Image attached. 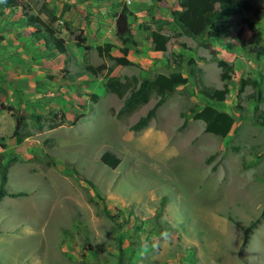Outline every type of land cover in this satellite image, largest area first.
I'll use <instances>...</instances> for the list:
<instances>
[{
	"label": "rangeland",
	"instance_id": "1",
	"mask_svg": "<svg viewBox=\"0 0 264 264\" xmlns=\"http://www.w3.org/2000/svg\"><path fill=\"white\" fill-rule=\"evenodd\" d=\"M54 1L66 12L78 0ZM129 1L124 7L134 11L129 19L135 41V46H128L131 57L152 55L148 37L157 27L167 44L164 53H157L156 68L142 69L133 62L119 74L140 80L178 72L186 83L166 95L152 121L136 133L128 127L153 106L156 97L150 92L145 105L116 118L110 109L117 111L121 101L94 90L98 102L88 122L49 132L61 135L64 142L70 138L66 144L80 143L67 155L58 152L46 126L38 133L26 124L28 139L16 144L9 134L12 127L2 124L0 153L14 158L3 188L24 196L0 200V264H264V126L260 125L264 56L253 52L255 45L264 49V18L254 21L249 13L238 12L220 22L215 37L194 39L179 35L170 18L176 0ZM18 2L25 12L48 24L40 12L42 0ZM108 6L112 10L119 4ZM261 7L264 10V0ZM52 9L56 16L57 10ZM79 15L74 10L70 21L53 22L56 36L65 25L72 28L73 22H79ZM244 21H251L256 32L250 33ZM104 35L107 43L108 34ZM3 43L11 46L8 38ZM12 51L0 50V57L21 64L11 57ZM189 59L200 69L193 78L188 74ZM217 60L233 66L222 102L201 96L197 81L221 88ZM82 62L98 68V74H86L89 77L101 78L107 69L111 74L115 68V62L98 56L95 48L84 52ZM240 79L254 80L257 87L240 88ZM205 105L232 117L224 138L205 133L202 123L191 117L189 111ZM105 151L120 160L116 168L99 163ZM43 161H51L54 167H45ZM67 164L90 180L94 189L79 187ZM98 197L103 198L110 218L102 215ZM75 213L81 223L77 231L70 228ZM62 230L68 231L67 236ZM165 232L166 237L161 235ZM118 242L123 249L119 262L114 251ZM87 245L97 250V260Z\"/></svg>",
	"mask_w": 264,
	"mask_h": 264
},
{
	"label": "trees",
	"instance_id": "2",
	"mask_svg": "<svg viewBox=\"0 0 264 264\" xmlns=\"http://www.w3.org/2000/svg\"><path fill=\"white\" fill-rule=\"evenodd\" d=\"M98 2H103L105 0H96ZM263 0H177V8L170 11V18L175 24L176 29L179 32V35H183L189 38H198L205 35L208 38H213L219 33L220 22L224 19H227L231 16L236 15L238 12H247L250 14L252 20L259 21L264 18V10L261 7ZM15 8L21 9V14L24 20V24L32 29L31 38L32 41H42L45 48L55 50L61 55L66 54V45L63 39L56 36L55 31L51 28V24L55 22L58 17L54 15L52 8H49L45 2L42 0L40 7V12L49 21L48 24H42L36 16H33L23 9L18 2V0H0V14L1 11L9 9L10 11ZM66 7L61 9L60 14L65 11ZM129 12L126 7H121V9L114 13V35L118 42L120 43V48L118 49L121 57L114 58L109 52L112 48V45L105 43L102 46L95 47V51L98 56L107 58L115 62L114 67L118 65H126L127 62L123 57L127 56L128 46H135V41L133 40V35L131 33L130 24L128 23ZM247 29L250 33H255L257 27H255L251 21H244ZM158 24V23H157ZM158 30L152 31L149 34L148 39L152 45L153 52L164 53L165 46L167 44V37L160 34L159 27ZM67 35H69L76 47H82L84 51L89 50V47L84 45L85 39L82 37L81 31L69 28L65 25L64 28ZM258 40V39H256ZM253 52L255 56L260 57L264 56V49L255 45L253 47ZM187 65L190 67L188 74L193 78L200 73V69L195 67V63L192 59L187 61ZM194 66V67H193ZM216 66L220 70L219 81L221 82V88L215 89L212 87L204 86L199 78V94L205 99L222 102L227 93V81L230 80L233 74V66L230 63H227L223 60H217ZM82 70L91 76H96L98 74V68H92L91 66H82ZM111 70L107 69L105 75H103V88L106 93L112 94L116 99L121 101V105L117 111L110 109V114L116 118L121 115H130L136 111L139 107L145 105L148 102L150 92L156 97V101L153 106L146 111V113L139 117L133 124L128 127V130L132 133H136L144 129L149 122L154 118L156 110L162 105L165 100L166 95L171 93L174 88L181 86L186 83V78H184L178 72L169 73L167 76L164 75H155L152 79L143 78L138 80L134 76L130 77H119L110 74ZM249 86L250 88H256L257 83L254 80L250 79H240L239 87L243 88ZM91 100L95 101L96 97L91 95ZM264 101V98H263ZM1 110L8 112L13 120V128L10 137L14 139L16 144H20L23 138L29 136L28 131H26V124L24 116L20 115L17 111L11 107H6L1 105ZM193 120L200 121L203 125V131L207 134L216 136L218 138H224L233 123V119L230 115L215 110L214 108L205 105L196 111H189ZM82 118V115H76L72 121L69 122V126H74ZM39 117H35L31 126L40 131L41 126L37 124ZM63 123V115L60 114L57 118V114L49 112L46 117V128L48 130L54 129ZM261 126H264V121L260 123ZM20 132H22L20 134ZM2 138L0 137V147L2 144ZM46 143V141H44ZM14 158H6L0 153V200L3 197L8 198H17L24 196L22 192L8 193L3 188L6 182V169L9 165L12 164ZM99 163L103 166L114 169L120 163V160L111 152H103L98 159ZM45 167L53 168L54 163L51 161L42 162ZM67 167L70 168V176L75 179L76 184L83 189H94V184L86 179L84 176H81L73 166L67 164ZM93 195V193H92ZM101 207V213L106 218H110V213L106 209L104 200L101 197H98ZM96 207L98 206L91 199L89 201ZM80 219L77 213L73 214L70 220V228L74 231H77L80 226ZM61 234L67 236L68 231L62 230ZM246 235L243 236V243L246 241ZM121 243H116L115 253L117 256V262H119L123 249L121 248ZM87 251L92 254V256L97 260V250L92 246H86ZM102 248V247H101Z\"/></svg>",
	"mask_w": 264,
	"mask_h": 264
},
{
	"label": "crops",
	"instance_id": "3",
	"mask_svg": "<svg viewBox=\"0 0 264 264\" xmlns=\"http://www.w3.org/2000/svg\"><path fill=\"white\" fill-rule=\"evenodd\" d=\"M165 1L167 0H159L158 2ZM45 2L49 8L57 10L55 14L58 19H61L60 21H70L74 10H77L80 14L78 17L80 21L73 22L71 25L72 28L81 31L82 37L85 39L84 45L88 46L89 49L102 46L106 41L104 40V34L106 33L108 34L107 38H109L107 43L112 45L109 54L114 58L121 57L118 51L121 46L114 35L113 15L124 5L130 4L129 0H105L103 2L78 0L74 1V5L69 1L68 3L71 4L70 9L62 14H60L61 4L54 0H45ZM111 2L115 3V5L119 4V7L111 10L113 7L108 6ZM174 7L177 8V0L173 4ZM126 9L129 12L128 23L130 24V13L133 14L134 11L132 7H126ZM2 22L5 24H2ZM61 32L62 34L59 38L65 40V55L45 48L42 41H32V29L24 24L19 8L11 11L9 9L1 11L0 50L13 48L11 57L17 58L21 64L7 63L4 57H0V106L11 107L17 111L24 116L25 124L27 125L31 124L35 117H39L37 124L44 129L47 114L52 112L57 114V118L60 114L63 115V123L56 129L69 130L91 119L90 114L94 109L93 106L98 102V96L93 94L94 90L111 95L106 93L103 88V76L101 78L89 77L81 69L82 66H85L82 62V56L85 51L82 47H76L72 38L69 41L66 40L68 36H66L65 30L62 29ZM6 38L11 41L10 47L3 43ZM151 53L152 55L148 57L140 54L136 57H131L128 49L127 56L123 57V59L128 64H135L133 62H136L142 69H154L159 63L157 53L160 52ZM123 66L125 65L116 66L111 74L119 77H128L126 74H119V70ZM91 95L96 97L95 101L91 100ZM76 115H82V118L74 126H69V122ZM4 123L8 127L13 128V120L10 114L0 109V127ZM56 129L48 130L47 136H51L49 132ZM37 132L39 133V131ZM69 135L70 133L67 137H70ZM0 136L2 135L0 134ZM51 138L57 142L60 154H70L72 150L80 147L79 142L74 145L66 144L65 142L70 138L64 142L61 135L51 136ZM27 139L23 138L22 142H26ZM24 145L25 143H23Z\"/></svg>",
	"mask_w": 264,
	"mask_h": 264
},
{
	"label": "clouds",
	"instance_id": "4",
	"mask_svg": "<svg viewBox=\"0 0 264 264\" xmlns=\"http://www.w3.org/2000/svg\"><path fill=\"white\" fill-rule=\"evenodd\" d=\"M161 235L166 237L168 235V233L167 232L161 233Z\"/></svg>",
	"mask_w": 264,
	"mask_h": 264
}]
</instances>
